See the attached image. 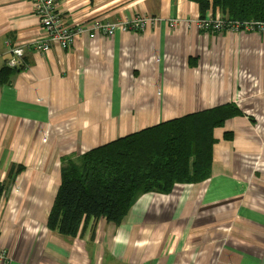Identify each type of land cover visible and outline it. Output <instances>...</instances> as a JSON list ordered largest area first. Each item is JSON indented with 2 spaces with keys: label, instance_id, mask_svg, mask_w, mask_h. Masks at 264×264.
I'll return each instance as SVG.
<instances>
[{
  "label": "crops",
  "instance_id": "crops-1",
  "mask_svg": "<svg viewBox=\"0 0 264 264\" xmlns=\"http://www.w3.org/2000/svg\"><path fill=\"white\" fill-rule=\"evenodd\" d=\"M56 10L67 25L150 20L42 54L34 0H0V69L27 46L25 66L0 83V264H264V30H201L191 0ZM227 103L243 114L214 130L209 178L142 195L120 225L97 221L93 239V220L76 237L48 228L64 158Z\"/></svg>",
  "mask_w": 264,
  "mask_h": 264
},
{
  "label": "trees",
  "instance_id": "trees-1",
  "mask_svg": "<svg viewBox=\"0 0 264 264\" xmlns=\"http://www.w3.org/2000/svg\"><path fill=\"white\" fill-rule=\"evenodd\" d=\"M199 17L212 10L231 21L264 23V0H191ZM13 68L0 69V83ZM234 103L186 114L143 128L62 160L61 184L47 226L68 236L83 234L91 220L120 225L138 199L150 192L169 194L179 183H199L211 176L214 130L242 115ZM226 137H230L226 133ZM20 170V169H19Z\"/></svg>",
  "mask_w": 264,
  "mask_h": 264
},
{
  "label": "built area",
  "instance_id": "built-area-1",
  "mask_svg": "<svg viewBox=\"0 0 264 264\" xmlns=\"http://www.w3.org/2000/svg\"><path fill=\"white\" fill-rule=\"evenodd\" d=\"M34 3L36 14L41 21L46 37L32 42L31 47L35 52L42 54L49 53L54 43L63 49H69L78 35L87 34L93 38L97 34L111 36L118 30L143 31L150 20L147 16L137 15L133 19L116 21L95 19L88 24L67 25L56 10L57 0H34ZM196 23L199 29L211 32L264 30V23L260 21H231L221 16L212 15H207L205 18L199 17ZM26 48V45H17L11 49V57L8 60L9 67L14 69L25 66Z\"/></svg>",
  "mask_w": 264,
  "mask_h": 264
},
{
  "label": "rangeland",
  "instance_id": "rangeland-1",
  "mask_svg": "<svg viewBox=\"0 0 264 264\" xmlns=\"http://www.w3.org/2000/svg\"><path fill=\"white\" fill-rule=\"evenodd\" d=\"M135 206V205H134ZM194 264H196L197 263V260H195V262H193ZM193 263H191V264H193Z\"/></svg>",
  "mask_w": 264,
  "mask_h": 264
}]
</instances>
